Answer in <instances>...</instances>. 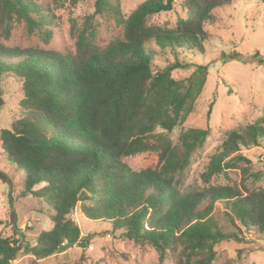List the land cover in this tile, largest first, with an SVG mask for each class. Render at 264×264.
<instances>
[{
  "label": "trees",
  "instance_id": "16d2710c",
  "mask_svg": "<svg viewBox=\"0 0 264 264\" xmlns=\"http://www.w3.org/2000/svg\"><path fill=\"white\" fill-rule=\"evenodd\" d=\"M174 2L145 0L127 19H120L123 38L104 48L95 44L92 26L104 0H97L87 28L77 34L75 54L7 47L0 41V116L5 73L23 79L24 95L18 116L10 128L1 130V147L24 174V194L45 201L54 211L53 227L41 232L34 244L16 226L18 238L0 237V264H10L21 250L41 259L77 243L85 247L90 239L82 240L80 227L70 216L79 204L88 218L110 220L125 238L152 245L159 264L169 250L177 249V264H213L218 244L242 240L238 232H226L214 220L218 201L229 205L227 214L234 225L239 221L247 230L264 232V186L209 184L235 168H241L245 180L251 160L241 148L258 146L264 138V114L252 124L225 131L202 173L207 186L181 188L192 156L206 143L210 128H187L177 143L169 133L193 112L208 65H195L188 78L175 79L172 71L186 65L175 61L154 70L152 46L204 52L209 36L205 25L213 22L215 10L233 0H185L186 18L175 28L149 24L154 14L172 11ZM0 9L8 17L15 13L25 18L30 32L41 24L39 17L30 15L38 12L33 0H0ZM44 35L49 40L50 34ZM226 58L264 63L259 52L249 59L237 53ZM147 151L158 153L155 167L133 170L123 160Z\"/></svg>",
  "mask_w": 264,
  "mask_h": 264
},
{
  "label": "rangeland",
  "instance_id": "374dc122",
  "mask_svg": "<svg viewBox=\"0 0 264 264\" xmlns=\"http://www.w3.org/2000/svg\"><path fill=\"white\" fill-rule=\"evenodd\" d=\"M145 0H104V8L93 20L94 42L101 48L124 36V23L130 14ZM185 0H175L172 11L154 14L149 24L175 28L179 19L186 18ZM41 24L30 32L25 18L12 14L8 17L0 9V41L7 47L38 48L75 54L77 34L87 28L86 19L95 12L97 0H33ZM209 36L204 41V52L188 48L163 49L153 44L154 70L162 69L179 61L184 67L172 71L175 79L188 78L195 65H208L207 80L202 93L195 101L194 110L186 121L178 125L169 136L178 142L180 133L190 127L210 128L206 143L198 148L185 172L181 188L184 191L198 189L205 184L202 173L212 155L224 140L226 130L238 125H249L264 114V63L227 60L237 53L249 59L259 52L264 59V4L259 0H233L224 8L215 10L213 22L205 25ZM50 34L45 40L44 33ZM8 35V36H7ZM227 60V61H226ZM23 79L13 72L3 76L5 105L0 116V134L10 128L18 116L19 103L23 98ZM212 105V106H211ZM158 132H163L158 129ZM241 153L251 160L250 172L245 180L241 168L228 169L211 179L212 185H231L243 188L264 186V138L258 146L242 147ZM123 160L133 169L141 170L158 164V153L147 151ZM243 166H246L243 163ZM45 184H38L35 189ZM206 203L202 204L203 207ZM229 205L224 201L215 204L212 216L226 232H238L241 241H223L216 246L217 257L213 264H264V232L247 230L229 216ZM53 209L43 200L24 194V174L9 161L0 141V237L18 238L16 226L26 240L34 244L41 232L53 227ZM80 227L82 240L89 238L83 247L77 243L62 252L36 259L34 255L20 251L10 264H159V253L150 244L136 243L125 238L122 229H115L112 221L93 220L82 211L80 204L70 214ZM15 222V224H13ZM241 230H240V229ZM81 240V241H82ZM180 249L169 250L162 264H177Z\"/></svg>",
  "mask_w": 264,
  "mask_h": 264
}]
</instances>
